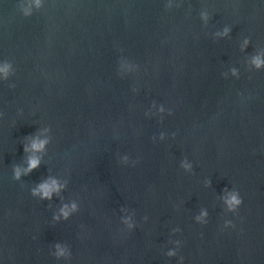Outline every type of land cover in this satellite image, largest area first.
I'll list each match as a JSON object with an SVG mask.
<instances>
[{
    "label": "water",
    "instance_id": "95a60500",
    "mask_svg": "<svg viewBox=\"0 0 264 264\" xmlns=\"http://www.w3.org/2000/svg\"><path fill=\"white\" fill-rule=\"evenodd\" d=\"M257 53L264 0H0V66L14 73L0 74V264H264ZM45 128L40 167L14 180ZM49 176L61 194L32 197ZM225 189L240 193L236 214Z\"/></svg>",
    "mask_w": 264,
    "mask_h": 264
},
{
    "label": "clouds",
    "instance_id": "9594fccd",
    "mask_svg": "<svg viewBox=\"0 0 264 264\" xmlns=\"http://www.w3.org/2000/svg\"><path fill=\"white\" fill-rule=\"evenodd\" d=\"M36 7H40V0H35ZM24 15L28 16L31 15V7H27L23 9ZM201 19H203L205 22L209 19V16L207 13H201ZM231 32L230 27H225L222 32H217V36H228ZM250 43V40L248 38H245L242 45L241 50L243 51L248 47ZM251 64L256 70L264 69V53H257L256 55H253L251 57ZM0 74H2L3 79L6 81L9 77V75L14 74L12 71V65L9 62H4L2 66H0ZM233 76L239 77L238 70L236 68L232 69ZM14 87V85H12ZM155 107V104H153ZM159 111L163 113L165 111L164 107L161 106ZM169 115H171V111L168 112ZM2 115V113H0ZM51 129L45 128L42 130V132L39 135H34L30 137V143L24 145V152L25 153H31V155H28L27 157V167L22 168L19 165L13 166V179L16 181H19L21 176H27L34 170L38 169L41 165L42 157L40 155H37L38 153H43L46 150L47 145L50 143V139L48 136L44 135L45 133H48ZM41 136H44V138H41ZM161 139H163V134H161ZM155 139V138H154ZM120 162L123 164L129 163V157L127 155H124L120 158ZM135 162H133L134 164ZM181 167L185 170H191L192 165L188 163L187 158L181 161ZM67 185V182L60 183V181L52 176L47 177L45 180L41 181L39 184H37L34 188L31 189V196L32 197H38L40 200H48L51 201L53 198V195L59 196L63 189H65ZM225 192L227 195L223 197L224 204L226 206V210L228 213L236 214L238 212L239 207L242 205L243 200L240 196V193L238 190L233 189L232 191H228V189H225ZM78 205L75 202H72L71 205L69 204H63V206L59 209V213L57 215L53 216V220L59 221L61 217H63L64 220H68L69 217L74 213L77 212ZM209 213L207 210H202L200 215L195 217V221L199 224H206L207 217ZM145 220L147 217L144 218ZM123 223L127 226L129 230L133 229L135 227V223L131 221V218H125L123 220ZM224 227H234L231 220H226L224 223ZM180 229L176 228L173 229V232H179ZM175 243L176 248L170 249L167 251L166 255L168 257H174L177 255V248L180 246V241H173ZM55 250L52 252V255L56 259H69L71 258V251L67 246L61 245L60 243L55 244L54 246ZM181 264L183 261V257H180Z\"/></svg>",
    "mask_w": 264,
    "mask_h": 264
}]
</instances>
